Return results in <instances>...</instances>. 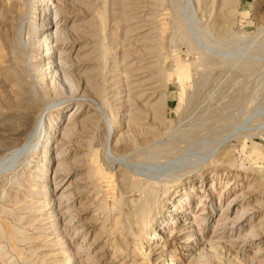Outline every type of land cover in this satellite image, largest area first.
<instances>
[{
	"label": "rangeland",
	"instance_id": "374dc122",
	"mask_svg": "<svg viewBox=\"0 0 264 264\" xmlns=\"http://www.w3.org/2000/svg\"><path fill=\"white\" fill-rule=\"evenodd\" d=\"M32 1L0 0V162L29 140L0 170V264H264V0H44L51 87Z\"/></svg>",
	"mask_w": 264,
	"mask_h": 264
},
{
	"label": "bare ground",
	"instance_id": "6f19581e",
	"mask_svg": "<svg viewBox=\"0 0 264 264\" xmlns=\"http://www.w3.org/2000/svg\"><path fill=\"white\" fill-rule=\"evenodd\" d=\"M40 1V8L37 9L40 13V17L38 18V22H35L34 24H31L30 27V30H29V38H32L34 43H32V45L36 44V51L35 53L32 55V58H44L46 60L45 62V66L44 67V72H42L41 74H39L42 79L41 80H44V85L47 86V87H51L52 84H53V78L54 76L56 75V73L59 71V68L63 71V68H62V65L61 64H57L55 62V60H53V51L50 50L51 49V46L48 45L47 41H46V34H47V14H45V11H46V2H44V0H33L32 1V6L31 8L33 7V5L36 3V2H39ZM197 1V0H196ZM28 3V2H27ZM198 5V4H197ZM35 6V5H34ZM35 8V7H34ZM36 9V8H35ZM219 17V16H218ZM219 22V21H218ZM60 33V32H59ZM61 34V33H60ZM43 46V48H42ZM64 63H67V61H65ZM26 66V65H25ZM37 68L41 71L43 68L41 65L38 64ZM60 70V72H61ZM38 71V70H37ZM59 76L62 77V78H65L64 77V74L63 72L62 73H59ZM60 78V79H62ZM15 79L16 81H19V82H22L21 78L19 77V74L16 72V75H15ZM60 81V80H59ZM23 84V83H22ZM33 91V90H32ZM30 93V91L25 88V86L22 88V90L20 92H18L16 95H14V97L12 98V101L9 102V108L11 107H15V108H24L25 105L22 104V100H24L25 96ZM31 96V95H30ZM7 110V109H6ZM45 119V118H44ZM41 122V121H40ZM48 128L50 129L49 131H47L46 133H44L43 137H42V140L40 142V145H41V148L43 149V153L42 154V159H43V163L42 164H38L36 166L37 169H40L42 172H43V176H42V180L44 181L45 177H44V173L46 171V163H47V160H49V157H46V153H47V147H48V142H49V139L50 137L52 136V132H54V129H53V126L52 125H49ZM107 131L109 132L111 128V126H108L107 124ZM23 132V131H21ZM26 133V132H25ZM22 134V133H21ZM18 135V134H17ZM229 136V135H228ZM28 139L27 141H24L25 143H23L21 146L15 148V149H12L11 150V157L9 159H5V160H2L0 162V170L4 169L7 165L9 167V163L8 161L9 160H14L16 159V157L21 154H23V152H25L27 149V145H28ZM35 145V144H34ZM33 145V147H34ZM36 145H38V142L36 143ZM32 148V147H31ZM36 148V147H35ZM34 148V149H35ZM26 149V150H25ZM33 150V149H31ZM8 151V150H7ZM30 151V150H29ZM27 153V152H26ZM113 158V157H112ZM42 161V160H41ZM12 166V165H11ZM4 167V168H3ZM59 169H62L63 167L62 166H58ZM7 171V170H6ZM132 171V170H131ZM3 172V171H1ZM0 172V173H1ZM41 172V173H42ZM260 172V170L258 171ZM139 173V172H138ZM120 183H119V178H117L118 180V183H117V197L119 198V196L121 195V191L126 188V185L128 184V181H129V177L128 175L122 173L120 174ZM155 179V178H154ZM120 184V185H119ZM125 190V189H124ZM47 191V190H46ZM117 199V198H116ZM50 201H46L45 203V206L46 207L47 205H49ZM26 204V203H25ZM130 205V204H129ZM49 208V207H48ZM128 209L126 210V222L128 223V226H130V224H142V226L147 223L148 221V215H149V206L146 202H144L143 200H140L139 202H137V204L135 205H130V207L128 206L127 207ZM36 209V208H35ZM54 213L55 211L52 210L49 212V214L51 213ZM57 215L56 214H51L49 215V217H54V224L58 223L57 219H55ZM57 218V217H56ZM51 222V221H50ZM122 223V222H121ZM124 224V223H123ZM136 226V225H135ZM138 226V225H137ZM124 226L122 225V228ZM55 228V227H54ZM127 228V227H126ZM54 230H57L56 228ZM53 230V231H54ZM61 235V234H60ZM64 235L61 237L63 238ZM115 237V236H114ZM113 237V238H114ZM62 240V239H61ZM96 238L94 237L93 238V241H95ZM115 241V240H114ZM121 240H119V237L116 238V244L115 245H119V242ZM63 243L62 244H67L66 241H62ZM122 242V241H121ZM143 243L145 244V247L146 249L148 248V245H149V242L148 240H144ZM61 250L62 252V255L64 254V250L63 249H59V251ZM64 256V255H63ZM75 254H71V255H65L64 257V263L65 264H73L75 261ZM63 261V260H62ZM75 264V263H74ZM77 264V263H76Z\"/></svg>",
	"mask_w": 264,
	"mask_h": 264
}]
</instances>
